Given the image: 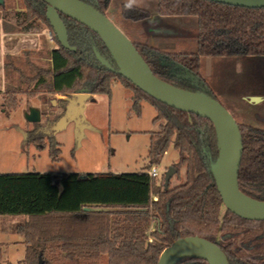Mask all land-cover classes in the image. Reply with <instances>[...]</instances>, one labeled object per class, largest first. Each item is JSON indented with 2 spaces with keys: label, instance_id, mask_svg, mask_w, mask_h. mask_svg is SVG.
<instances>
[{
  "label": "trees",
  "instance_id": "trees-1",
  "mask_svg": "<svg viewBox=\"0 0 264 264\" xmlns=\"http://www.w3.org/2000/svg\"><path fill=\"white\" fill-rule=\"evenodd\" d=\"M23 11L12 14V24L2 16L4 33L34 32L42 23L56 45L49 54V79L40 78L35 92L71 95L80 91L109 95L111 81L119 80L135 92L132 108L139 113L141 100L156 109L148 163L132 174H0V216H24L15 233L25 245L18 264H156L161 252L174 240L199 236L217 244L228 264H264V221H247L222 205L204 151L218 156L212 123L192 114L165 106L147 96L120 75L99 66L90 47L81 41L84 30L98 51L109 53L97 35L81 24L60 15L70 46L63 48L45 17L46 6L39 0H21ZM106 14L111 0H80ZM124 20L145 23L149 12L125 4ZM162 17L193 16L197 21L195 53L162 52L145 43H133L153 74L172 86L195 92L197 89L173 75L163 62H173L198 75L202 57L264 56V9H247L207 0H156ZM5 12V0L0 13ZM4 60L5 76L12 67ZM7 78V77H6ZM19 90L5 88L8 108L16 107ZM33 96L32 92L29 94ZM242 136V156L238 171L239 190L247 197L264 202V130L237 122ZM40 143L39 139L28 143ZM52 142V141H51ZM172 144L178 153L176 174L184 168V181L173 188L155 186L148 171L157 165ZM57 144H50V156L57 157ZM156 195L153 200L152 195ZM86 207L116 209L112 213H86ZM152 227V230L149 229ZM177 264H207L199 258H184Z\"/></svg>",
  "mask_w": 264,
  "mask_h": 264
},
{
  "label": "rangeland",
  "instance_id": "rangeland-1",
  "mask_svg": "<svg viewBox=\"0 0 264 264\" xmlns=\"http://www.w3.org/2000/svg\"><path fill=\"white\" fill-rule=\"evenodd\" d=\"M6 1L5 12L0 13V18L3 16L6 22L12 24V14L23 11L24 6L21 0ZM122 4L146 10L150 18L145 23L126 21L121 16ZM106 15L132 43H145L174 53L192 54L197 50L196 18L162 17L157 14L156 0H111ZM42 30H45V26L37 23L33 33H40ZM46 33L48 31H45L43 46L38 52L22 54L11 61L6 86L20 92L16 95V107L8 108L5 98L2 96L0 99V109H3V113L0 112L1 118L27 132L34 128L24 117L30 107L40 110V125L46 120H54L61 112L55 103L61 96L45 91L35 92V84L40 78L50 80L49 54L56 45ZM85 35L82 32L81 37L84 39ZM199 76L205 87L213 91L214 97L236 122L264 130V56L220 57L212 61L202 57ZM192 81L195 86H200L199 79L194 78ZM110 89L109 95L97 94L85 104L84 117L101 132L86 129L80 147L75 149L74 126L72 123L68 124L65 130L54 136L58 150L55 159L50 156V144L46 139L38 144L28 143L21 155V134L16 130L6 133L0 144V174L142 172L148 163L151 133L159 131L160 123L153 121L156 109L141 100L140 112L137 113L132 108L135 92L117 79L111 81ZM31 92L33 96L29 95ZM256 96L261 98L258 103L252 101ZM177 163L178 153L171 144L159 163L152 166L158 172L155 186L163 188L164 174L169 167L177 168ZM178 173L171 175L168 188L184 181V168H179ZM152 198L155 200L156 195L153 194ZM27 220L24 216H0V264H18L24 258L25 245L22 237L15 233V228ZM152 227L153 225L149 231ZM99 264H106V258L103 257Z\"/></svg>",
  "mask_w": 264,
  "mask_h": 264
},
{
  "label": "water",
  "instance_id": "water-1",
  "mask_svg": "<svg viewBox=\"0 0 264 264\" xmlns=\"http://www.w3.org/2000/svg\"><path fill=\"white\" fill-rule=\"evenodd\" d=\"M39 1L46 6L45 17L58 43L63 48L74 50L70 46L67 30L60 15L81 24L98 36L110 56L106 58L95 45H92L94 58L99 66L120 75L135 88L167 107L209 120L215 129L218 156L216 159H212L209 152L204 151V153L208 170L215 181L222 205L227 211L241 219L264 221V202L251 199L239 190L238 171L243 149L242 136L237 122L222 104L209 97L204 91L184 90L156 77L129 38L91 5L80 0ZM208 1L233 7L264 9V0ZM3 4L4 0H0V6ZM167 65L171 67L173 75H176L177 72V76L189 81L196 78L179 64L170 63ZM195 87L199 89L198 86ZM92 97L85 91L65 97L64 114L50 127L53 134H56L65 130L68 124L72 123L75 149L80 147L86 129L101 132L84 117L85 104ZM24 117L26 122L32 124L41 121L40 111L33 107L28 109ZM12 127L22 136L20 148L23 151L28 142V133L17 125ZM174 172H176L175 168L169 167L164 174L165 188H167ZM247 201H251L255 205H249ZM83 211L86 213H112L116 209L86 207ZM184 258H199L207 264H228L224 253L217 244L199 236H187L174 240L161 252L156 264H177Z\"/></svg>",
  "mask_w": 264,
  "mask_h": 264
},
{
  "label": "crops",
  "instance_id": "crops-1",
  "mask_svg": "<svg viewBox=\"0 0 264 264\" xmlns=\"http://www.w3.org/2000/svg\"><path fill=\"white\" fill-rule=\"evenodd\" d=\"M6 2L7 1L5 0V3ZM45 31H47L46 28L40 33H4L2 29V19L0 18V99L2 98L6 88V76L4 71L5 58H15L29 52H38L43 46V37L45 36ZM46 35H48V33H46ZM54 48L55 47L52 49ZM0 112L3 113V109H0ZM12 126L13 123L9 122V120L2 119L0 116V144L3 141L6 133L11 130L14 131ZM23 153L24 151H21V155Z\"/></svg>",
  "mask_w": 264,
  "mask_h": 264
},
{
  "label": "flooded vegetation",
  "instance_id": "flooded-vegetation-1",
  "mask_svg": "<svg viewBox=\"0 0 264 264\" xmlns=\"http://www.w3.org/2000/svg\"><path fill=\"white\" fill-rule=\"evenodd\" d=\"M106 12H107V10H106ZM105 16L108 18V16L106 14H105ZM82 32H84L86 35H85V38L84 39L81 37L80 43H82V39L86 42L85 45H87V46L90 47L91 57L94 58V54H93V51H92V45H94V41H93V39H91V36H88V34L84 30H81L80 35H82ZM161 51L162 52H168V51H164V50H161ZM188 54H190V53H188ZM206 58H210L211 61H212V60H214V58H220V57H206ZM163 63L165 65H167V64H170V63H173V62H165L164 61ZM199 66H200V64H199ZM168 67L171 70V67L170 66H168ZM171 73H173V72L171 71ZM176 75H177V72H176ZM191 75L196 76V78L199 79V81H200L199 89H204V90L207 89V90H210L213 93V91L211 89L205 87V84H204L202 78L199 76V71H198V75H195V74H191ZM178 77H180V76H178ZM180 78H182V77H180ZM182 79H184V78H182ZM184 80L187 81V82H189L192 86L195 87V85H194V83H193L192 80L191 81H189L188 79H184ZM59 96H61V97L58 98L55 103L58 106V108L61 110L60 114L54 120H46L43 125H40L39 123H37V124L36 123H33L34 128L31 131L27 132L28 133V137L30 138L29 140L39 139L40 141H42V139H46V141H48L49 144H51L52 142L53 143L54 142L56 143V141L54 139L55 134H53V132L50 130V127H51L52 123L56 122L64 114L65 105H66V101L64 100V98L67 97L68 95H63V96L62 95H59ZM252 101L258 103V102L261 101V98H259V97L256 96V97H253L252 98ZM40 116H41V112H40Z\"/></svg>",
  "mask_w": 264,
  "mask_h": 264
},
{
  "label": "built area",
  "instance_id": "built-area-1",
  "mask_svg": "<svg viewBox=\"0 0 264 264\" xmlns=\"http://www.w3.org/2000/svg\"><path fill=\"white\" fill-rule=\"evenodd\" d=\"M48 37L50 40H52V36L50 35V33H48ZM53 41V40H52ZM148 175L151 179H156L158 177V172H157V169L156 168H151L149 171H148Z\"/></svg>",
  "mask_w": 264,
  "mask_h": 264
},
{
  "label": "bare ground",
  "instance_id": "bare-ground-1",
  "mask_svg": "<svg viewBox=\"0 0 264 264\" xmlns=\"http://www.w3.org/2000/svg\"><path fill=\"white\" fill-rule=\"evenodd\" d=\"M247 203L249 204V205H255L253 202H251V201H247Z\"/></svg>",
  "mask_w": 264,
  "mask_h": 264
}]
</instances>
